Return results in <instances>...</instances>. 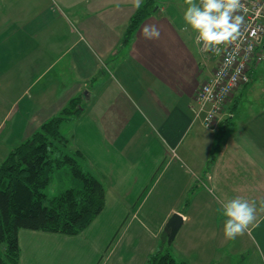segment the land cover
<instances>
[{"label": "crops", "instance_id": "0c3cea01", "mask_svg": "<svg viewBox=\"0 0 264 264\" xmlns=\"http://www.w3.org/2000/svg\"><path fill=\"white\" fill-rule=\"evenodd\" d=\"M157 1L125 44L133 0H0V162L82 96V114L60 130L106 188L77 235L21 229L19 264H145L176 212L178 259L264 264V63L235 91L233 117L205 127L192 107L219 56L201 51L185 0ZM146 24L159 39L143 38ZM235 197L255 200L257 219L227 240L217 209Z\"/></svg>", "mask_w": 264, "mask_h": 264}, {"label": "trees", "instance_id": "16d2710c", "mask_svg": "<svg viewBox=\"0 0 264 264\" xmlns=\"http://www.w3.org/2000/svg\"><path fill=\"white\" fill-rule=\"evenodd\" d=\"M157 0H146L129 21L124 43H129L141 23L159 9ZM83 112L82 96L71 98L58 114L46 120L33 135L16 145L0 162V264H19L21 229L65 235L85 230L106 203L102 180L86 168L84 155L71 147L61 125ZM213 157V155H212ZM67 168L74 185L53 198L44 189L54 170ZM192 187L184 208L190 202ZM145 264H188L178 259L172 244L162 237ZM235 264H243L239 259Z\"/></svg>", "mask_w": 264, "mask_h": 264}, {"label": "built area", "instance_id": "2783aa9c", "mask_svg": "<svg viewBox=\"0 0 264 264\" xmlns=\"http://www.w3.org/2000/svg\"><path fill=\"white\" fill-rule=\"evenodd\" d=\"M234 15L243 17L239 37L231 44L209 51L219 56L212 77L202 83L194 97L195 118L209 129H217L224 115L233 117L229 105L237 89L248 85L254 68L264 62V0H241Z\"/></svg>", "mask_w": 264, "mask_h": 264}, {"label": "clouds", "instance_id": "9594fccd", "mask_svg": "<svg viewBox=\"0 0 264 264\" xmlns=\"http://www.w3.org/2000/svg\"><path fill=\"white\" fill-rule=\"evenodd\" d=\"M187 7L183 13V21L197 35V43L202 42L209 51H215L219 46L231 44L240 35L243 17L234 15L241 8V0H185ZM133 6L140 8L141 0H133ZM187 30V28H185ZM146 40L160 38V29L154 24H146L141 32ZM211 191V190H210ZM217 209L224 219L223 235L227 240H235L249 232V226L257 219V203L242 197L220 201ZM260 211H264V201ZM258 252L264 257V250Z\"/></svg>", "mask_w": 264, "mask_h": 264}, {"label": "rangeland", "instance_id": "374dc122", "mask_svg": "<svg viewBox=\"0 0 264 264\" xmlns=\"http://www.w3.org/2000/svg\"><path fill=\"white\" fill-rule=\"evenodd\" d=\"M164 1H168L169 4L172 3L173 5H175V3L178 0H164ZM60 131L65 136L64 132L62 131V129ZM74 183L75 182L73 181V178H72L71 174L69 173L68 169L67 168H61V169L59 168V169L54 170L52 172V174L50 176V182L47 185V187L44 189V191L47 194L48 198L51 199V198L57 196L58 194H60L66 188L74 185ZM175 255H176V253H175ZM176 256L178 258H181V257H179V255H176ZM234 259L235 260L238 259L237 255L234 256Z\"/></svg>", "mask_w": 264, "mask_h": 264}, {"label": "water", "instance_id": "95a60500", "mask_svg": "<svg viewBox=\"0 0 264 264\" xmlns=\"http://www.w3.org/2000/svg\"><path fill=\"white\" fill-rule=\"evenodd\" d=\"M183 223V216L178 212L170 217L164 229V232L167 235L168 244L173 243Z\"/></svg>", "mask_w": 264, "mask_h": 264}]
</instances>
